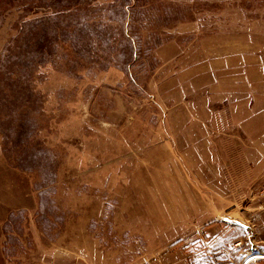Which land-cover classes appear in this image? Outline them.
<instances>
[{
    "label": "rangeland",
    "instance_id": "obj_1",
    "mask_svg": "<svg viewBox=\"0 0 264 264\" xmlns=\"http://www.w3.org/2000/svg\"><path fill=\"white\" fill-rule=\"evenodd\" d=\"M261 116L264 0H0V264H213Z\"/></svg>",
    "mask_w": 264,
    "mask_h": 264
},
{
    "label": "crops",
    "instance_id": "obj_2",
    "mask_svg": "<svg viewBox=\"0 0 264 264\" xmlns=\"http://www.w3.org/2000/svg\"><path fill=\"white\" fill-rule=\"evenodd\" d=\"M252 124L263 126L264 116L257 121L253 120ZM261 130L256 138L250 139L261 141L263 136L259 133L263 135L264 128ZM255 146L253 144V148ZM260 168L262 175L263 161ZM245 201L236 204L231 211L216 213L204 224L206 226L198 231L206 243L212 244L209 256L213 264H264V259L258 257L264 256V198L253 195Z\"/></svg>",
    "mask_w": 264,
    "mask_h": 264
},
{
    "label": "built area",
    "instance_id": "obj_3",
    "mask_svg": "<svg viewBox=\"0 0 264 264\" xmlns=\"http://www.w3.org/2000/svg\"><path fill=\"white\" fill-rule=\"evenodd\" d=\"M263 177H264V175H263ZM262 192H263V194H264V180H263V185H262ZM247 260H249V259H247ZM247 262V261H246Z\"/></svg>",
    "mask_w": 264,
    "mask_h": 264
},
{
    "label": "bare ground",
    "instance_id": "obj_4",
    "mask_svg": "<svg viewBox=\"0 0 264 264\" xmlns=\"http://www.w3.org/2000/svg\"><path fill=\"white\" fill-rule=\"evenodd\" d=\"M258 257L264 259V256H258Z\"/></svg>",
    "mask_w": 264,
    "mask_h": 264
}]
</instances>
